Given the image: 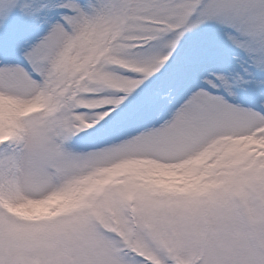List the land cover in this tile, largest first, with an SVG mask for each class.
<instances>
[{"label": "snow or ice", "instance_id": "6c2138e0", "mask_svg": "<svg viewBox=\"0 0 264 264\" xmlns=\"http://www.w3.org/2000/svg\"><path fill=\"white\" fill-rule=\"evenodd\" d=\"M0 264H264V0H0Z\"/></svg>", "mask_w": 264, "mask_h": 264}]
</instances>
